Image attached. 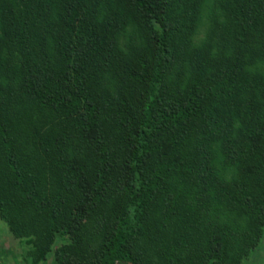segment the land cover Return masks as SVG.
Instances as JSON below:
<instances>
[{
	"label": "trees",
	"instance_id": "16d2710c",
	"mask_svg": "<svg viewBox=\"0 0 264 264\" xmlns=\"http://www.w3.org/2000/svg\"><path fill=\"white\" fill-rule=\"evenodd\" d=\"M0 218L29 264H250L264 0H0Z\"/></svg>",
	"mask_w": 264,
	"mask_h": 264
},
{
	"label": "rangeland",
	"instance_id": "374dc122",
	"mask_svg": "<svg viewBox=\"0 0 264 264\" xmlns=\"http://www.w3.org/2000/svg\"><path fill=\"white\" fill-rule=\"evenodd\" d=\"M27 244L15 239L8 225L0 218V264H29L26 262ZM250 264H264V237Z\"/></svg>",
	"mask_w": 264,
	"mask_h": 264
}]
</instances>
